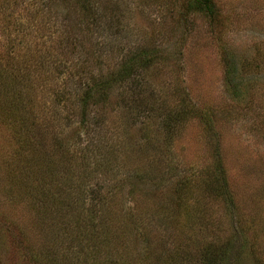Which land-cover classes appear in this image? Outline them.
Returning a JSON list of instances; mask_svg holds the SVG:
<instances>
[{"label":"rangeland","instance_id":"374dc122","mask_svg":"<svg viewBox=\"0 0 264 264\" xmlns=\"http://www.w3.org/2000/svg\"><path fill=\"white\" fill-rule=\"evenodd\" d=\"M212 1L213 24L184 13L182 0H96L104 22L87 27L74 5L66 19L52 14L45 23L36 0H0V69L34 65L41 82L27 92L33 109L20 108L35 143L13 141L0 112V264H42L29 255L39 254L43 235L57 264H203L194 250L208 239L229 243L226 264H264V0ZM142 45L163 62L113 86L82 124L67 120L66 102H51L80 59L102 73ZM225 50L238 62V101L224 79ZM38 105L44 112L33 116ZM173 113L180 123L168 133L160 123ZM59 121L63 150L51 151ZM27 149L35 163L22 170ZM215 149L231 205L191 188L211 171L219 182ZM46 155L55 167L41 161ZM184 177L189 186L177 198L175 180ZM89 234L96 242L85 257L75 238Z\"/></svg>","mask_w":264,"mask_h":264},{"label":"trees","instance_id":"16d2710c","mask_svg":"<svg viewBox=\"0 0 264 264\" xmlns=\"http://www.w3.org/2000/svg\"><path fill=\"white\" fill-rule=\"evenodd\" d=\"M183 1V12H193V13H199L203 15L204 17L208 18V20L213 24L215 21H218V12L216 10V6L213 4L212 0H182ZM36 11L39 14H42L44 18L45 23H47L48 16L55 15L59 16L62 19H66L68 17V6L74 5V9L76 7H79L82 13V17L86 18L83 20L87 27H90L91 25H97L100 21H103L99 18V15L101 16V13H97L95 5L96 0H36ZM120 10V9H119ZM40 18V17H39ZM100 20V21H99ZM89 21V23H88ZM104 22V21H103ZM44 23V24H45ZM43 24V23H42ZM100 24V23H99ZM101 30L102 26L99 27ZM218 30V27L216 28ZM97 32L96 30H91L90 33ZM65 33V31H64ZM218 33V32H216ZM61 34V33H60ZM68 35H66L67 37ZM65 38V37H63ZM107 44H104V46ZM95 46V47H94ZM101 46V45H100ZM100 46L96 41H93V51H100ZM109 48V47H107ZM224 79L227 84V90L229 92L230 98L233 101H238L240 96V76L238 73V62L233 57L231 53L228 54L227 50L224 51ZM156 53L152 49H150V46L142 45L137 51L131 52L129 54V57L126 60H119L112 69H109L108 71H104L102 73H92L89 68H86V66L83 65V59H80L76 70L74 72H71L70 70H67L66 75L64 76L63 83L68 88H65L61 90V97L60 94H57V100H52L51 102L60 103L61 101L66 102L69 106V117H67V120L74 119L75 116H77V120L80 118V124H82L85 121V116L87 114V107H94L98 104H105L106 103V97L107 94L110 92V90L115 87L118 84H121L122 82L128 81V78L131 75L138 74L139 71L143 67L150 66L151 64L163 62L162 57H159L157 59ZM25 64H20L19 66H15L14 68H4L3 70L0 69V112L2 109H5L7 111L6 115L4 116V123L6 125H9V128L11 129V138L13 141H18L20 145H24L25 149L27 146L31 145L32 143L36 142V139H34L33 132L30 130V123H28L27 119H23V113L20 112V108H23L24 105L29 109L30 107L33 109V107L36 105V98L30 95H27V92L33 93L35 92L34 87L41 83L39 79L37 78L38 72L40 73V68H36L34 65L30 66ZM69 74V75H67ZM42 78V77H41ZM73 82V88L71 87V83ZM70 86V87H69ZM33 89V90H32ZM9 99V100H8ZM24 102V103H23ZM54 106V105H53ZM53 109V107H51ZM44 112V108L40 107L38 105L37 110L33 113V116L37 113ZM166 116V117H165ZM163 116L160 125L162 128L166 129V132H168V129L174 128L173 124H179L180 122V114L173 113L171 115H165ZM56 130L52 133V145H50L51 151H62L63 149V142L61 141V134H62V126H60V121L56 122ZM13 131V132H12ZM151 131V132H150ZM153 131L149 127L144 128V135L148 137L151 136V133ZM169 133V132H168ZM171 133V132H170ZM155 135V134H154ZM50 136V137H51ZM51 138V140H52ZM153 139H156V135L152 137ZM55 140V141H54ZM89 144H86L87 146ZM89 147V146H87ZM65 149V148H64ZM85 149L84 146H82L81 150ZM15 150V149H14ZM28 150V149H27ZM29 151V150H28ZM21 153L20 151H15V155H19ZM47 154V153H46ZM214 167L217 172L218 180L219 182L215 183L211 178L215 176L214 171H211L213 174L212 177H205L201 184L196 185L194 183L191 184L192 187L198 188V194L199 195H206L210 196L211 194H216L219 198L227 200L228 205H231L230 203V195L227 189V182L225 180L223 170L220 167V160L217 155V149L214 150ZM14 156V155H13ZM35 155L30 154V151L27 152L25 155L20 156L19 165L22 170H24L27 166V164H34L35 161L34 158ZM75 155L71 154L68 157V160L74 159ZM17 159V158H16ZM80 159H82V162H86L84 156H80ZM42 162L45 164H48V168L55 167L54 160L50 155L43 156L41 159ZM117 161V158L115 155H113L111 158H106L103 156V159L101 160V166H108L110 162ZM44 164V165H45ZM70 167V166H69ZM14 168V166L12 167ZM65 169V168H64ZM56 170V168H55ZM52 170L48 171L51 173ZM20 174V172L17 173V175ZM210 179V180H207ZM189 179H186L185 177L183 179H177L175 182L177 184H174L175 186V197L179 198L180 194L182 195L184 190H182L183 184L185 187L189 186L188 184H185L188 182ZM11 182V181H10ZM194 192V191H193ZM196 193V192H195ZM211 195V196H212ZM223 196V197H222ZM106 229V228H105ZM103 229V231H105ZM92 230V229H91ZM89 231V233L91 232ZM49 231V230H48ZM77 231V230H76ZM50 232V231H49ZM211 232V231H210ZM58 236V235H56ZM90 237H93L91 234L88 235V237H85V239H79L78 235L75 238V242L79 244V242H82V245L85 246V257L89 256L91 249L94 248L95 239H90ZM204 236H202L201 241H203ZM41 239V249L40 251L36 252L39 254H35V252H32L30 254V257H33L35 261H40V263L44 264H57V260H54L50 255L44 254V252L49 253L51 249L54 248V245L52 243H48V238L43 235ZM200 239V238H199ZM198 239V240H199ZM197 240V241H198ZM64 242H69V240L65 239H59V243L63 244ZM213 241L211 239H208L203 242H199L196 244L195 252L197 253V256L201 258L203 261V264H226L228 260V253H229V243L225 242L222 244L223 246H215L212 244ZM71 244V243H70ZM69 245V244H68ZM49 247V249H48ZM185 255H188L187 251H184ZM182 252V253H184ZM43 253V254H42ZM73 255V253H72ZM44 256L46 258H44ZM69 256V255H68ZM71 256V255H70ZM49 258V259H48ZM68 258L65 257V261H67ZM109 262L114 264L113 260H108ZM66 264V262H64ZM67 263H70L67 261Z\"/></svg>","mask_w":264,"mask_h":264}]
</instances>
